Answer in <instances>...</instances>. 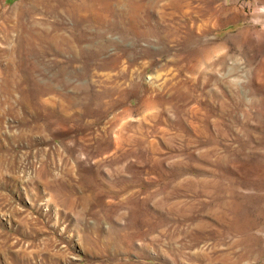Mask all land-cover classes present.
I'll return each mask as SVG.
<instances>
[{"label":"rangeland","instance_id":"374dc122","mask_svg":"<svg viewBox=\"0 0 264 264\" xmlns=\"http://www.w3.org/2000/svg\"><path fill=\"white\" fill-rule=\"evenodd\" d=\"M0 264H264V0H0Z\"/></svg>","mask_w":264,"mask_h":264}]
</instances>
